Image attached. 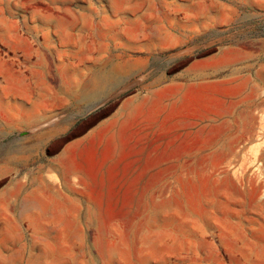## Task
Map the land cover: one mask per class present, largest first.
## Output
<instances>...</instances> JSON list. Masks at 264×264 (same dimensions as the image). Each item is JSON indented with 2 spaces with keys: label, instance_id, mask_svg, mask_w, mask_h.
Instances as JSON below:
<instances>
[{
  "label": "rangeland",
  "instance_id": "374dc122",
  "mask_svg": "<svg viewBox=\"0 0 264 264\" xmlns=\"http://www.w3.org/2000/svg\"><path fill=\"white\" fill-rule=\"evenodd\" d=\"M0 264H264V0H0Z\"/></svg>",
  "mask_w": 264,
  "mask_h": 264
}]
</instances>
